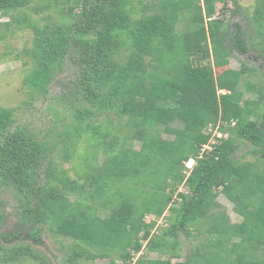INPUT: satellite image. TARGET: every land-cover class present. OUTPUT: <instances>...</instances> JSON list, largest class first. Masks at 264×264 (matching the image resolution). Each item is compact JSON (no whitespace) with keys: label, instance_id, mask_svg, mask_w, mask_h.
<instances>
[{"label":"trees","instance_id":"obj_1","mask_svg":"<svg viewBox=\"0 0 264 264\" xmlns=\"http://www.w3.org/2000/svg\"><path fill=\"white\" fill-rule=\"evenodd\" d=\"M31 1L0 0V15L32 30L23 85L45 96L56 74H71L42 135L0 106V264H53L24 242L45 232L61 239V264H128L143 247L167 258L134 264H171L178 235L193 231L206 238L177 264H264V75L244 62L226 67L233 52L264 61V0L245 26L225 17L228 0H55L60 17L44 25L18 13ZM216 127L227 136L210 143ZM79 142L90 149L73 178L56 159H69ZM246 143L252 159H234ZM2 193L13 202V232L1 230ZM175 194L179 206L166 215ZM164 214L167 225L152 232L156 219L146 216Z\"/></svg>","mask_w":264,"mask_h":264},{"label":"rangeland","instance_id":"obj_2","mask_svg":"<svg viewBox=\"0 0 264 264\" xmlns=\"http://www.w3.org/2000/svg\"><path fill=\"white\" fill-rule=\"evenodd\" d=\"M55 0H32L29 7L20 9L18 13L22 17L23 15L29 16V18L36 20L39 24L44 25L45 22H55L60 17V11L58 10L62 5L61 3H55ZM149 1V0H148ZM255 0H228L227 6L224 8L225 17L233 22H238L241 26H245L247 22V17L251 14L253 10V4ZM70 4V3H69ZM217 9L219 10L223 4L218 2ZM63 7V6H62ZM67 7V6H65ZM77 10V9H76ZM75 10V11H76ZM232 10H236V13H231ZM16 15V13H14ZM10 21L11 25L7 28L0 27V33L4 34L0 38V106L11 107L15 111L17 122L20 125L27 126L29 130L38 135L47 130L51 125V119L53 111L49 107V104L54 99L55 95L59 94L61 89V80H66L70 76V69H66L63 73H58L55 75L53 81L48 85L47 93L45 96L31 95L29 89L23 85V78L25 74L30 70L31 61L23 54L22 50L24 48H30L32 45V30L27 26L26 22L18 23V20L14 18L11 20V16L0 15V22L4 23ZM250 32L251 29H250ZM244 62L250 68H256L259 78L264 75V61L261 59H254L252 53L248 52L245 54H238L233 52L232 56L229 58V63L227 68L239 69L240 63ZM221 69H215V73H218ZM251 81H257L254 76L248 78ZM260 81V80H259ZM244 88V86H243ZM223 92V91H222ZM245 97H255L256 95H251L249 93L244 94ZM55 105V104H54ZM173 126H180L178 121L171 123ZM214 129L211 130V134ZM209 132V128L207 130ZM223 134V133H222ZM166 136V135H164ZM227 135L224 134L223 137ZM138 146V145H137ZM249 148L248 144H241L237 150L234 152V159L248 160L252 159V155L249 153L244 154V152ZM89 149L84 142H79L76 151L70 156L69 159H56L59 162L61 168L68 170V175L73 178H78L79 168L82 167L84 162L83 154L88 152H83ZM92 162V160H90ZM186 166V165H185ZM187 168V166H186ZM186 172V171H185ZM178 192L188 193V189L182 184L178 187ZM3 200L7 201V205L4 207L5 211L8 213V219L4 227L1 228L3 232L14 231V218L11 213V204L13 203L8 194L2 193ZM174 201L169 208L166 209V215L169 213L171 208H178L180 201L176 199V194L173 196ZM216 200L228 214L231 222H239L241 217L237 215L233 208L231 202L226 199L219 191H216ZM165 214L160 217H154L153 215H147L146 220L156 219V225L152 232L160 233L163 226L167 225V216ZM101 216H105L104 212ZM195 236L185 237L182 233L178 235L176 251L179 253L180 257L177 259L172 258L170 260L171 264L181 263L185 260L186 255L197 248L200 242H203L206 235L203 233L196 234ZM193 234V235H194ZM31 242L33 247L41 252L45 258L52 262L53 264H61V258L64 255V250L61 248V243L57 240L60 238H55L52 235H48L46 232L42 237L39 238V242ZM3 244L6 243L13 244L16 239H10V242L2 239ZM23 242L22 240H20ZM68 240H63V243L67 244ZM143 242V246L145 245ZM145 257L146 259H165L167 255L159 254L156 252L147 251L144 247L139 253H134L132 260L128 264H134L136 259L139 257ZM31 261H21L19 264H29ZM123 264L121 260H111L107 257L101 259H95L93 261H82L80 264Z\"/></svg>","mask_w":264,"mask_h":264},{"label":"built area","instance_id":"obj_3","mask_svg":"<svg viewBox=\"0 0 264 264\" xmlns=\"http://www.w3.org/2000/svg\"><path fill=\"white\" fill-rule=\"evenodd\" d=\"M233 124V122H232ZM212 129L209 128V131H211ZM224 134H222L220 131H218L217 127L213 130L212 134H211V137H210V143L212 142H215V139L216 138H219V137H222ZM205 148H210L209 145H205ZM193 159H190L188 160L185 165L187 166V168L191 169L192 168V165H193Z\"/></svg>","mask_w":264,"mask_h":264},{"label":"clouds","instance_id":"obj_4","mask_svg":"<svg viewBox=\"0 0 264 264\" xmlns=\"http://www.w3.org/2000/svg\"><path fill=\"white\" fill-rule=\"evenodd\" d=\"M190 160V159H189ZM187 162V161H186Z\"/></svg>","mask_w":264,"mask_h":264}]
</instances>
